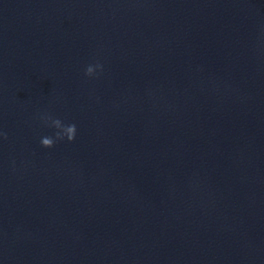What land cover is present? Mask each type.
I'll use <instances>...</instances> for the list:
<instances>
[{
    "label": "clouds",
    "instance_id": "obj_1",
    "mask_svg": "<svg viewBox=\"0 0 264 264\" xmlns=\"http://www.w3.org/2000/svg\"><path fill=\"white\" fill-rule=\"evenodd\" d=\"M102 67L103 66L100 64H96L95 66L88 65L85 69V75L91 77L96 73L97 69L102 70ZM39 119L43 122L44 125L57 130L54 134V137L53 136L41 137L40 143L42 147L52 148L57 141H63L65 138L69 142L75 140L77 128L74 123L65 124L59 118H53L48 113H42L39 116ZM0 135H3L5 139L7 138L6 133H0Z\"/></svg>",
    "mask_w": 264,
    "mask_h": 264
}]
</instances>
